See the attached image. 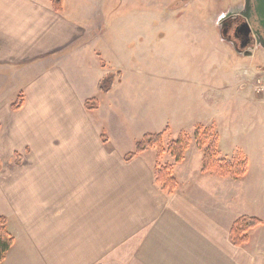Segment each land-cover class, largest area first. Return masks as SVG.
Instances as JSON below:
<instances>
[{
    "label": "crops",
    "instance_id": "crops-1",
    "mask_svg": "<svg viewBox=\"0 0 264 264\" xmlns=\"http://www.w3.org/2000/svg\"><path fill=\"white\" fill-rule=\"evenodd\" d=\"M106 1L87 0L75 19L70 0L62 14L50 0H0V196L9 211L0 217L14 237L3 264H264V163H249L240 180L220 178L188 151L169 196L155 183V156L125 161L153 134L144 126L159 122L122 112L113 95L121 70L109 93L98 91L119 71L102 67L96 47L108 44ZM93 98L99 108L88 111ZM242 216L263 224L239 247L230 229Z\"/></svg>",
    "mask_w": 264,
    "mask_h": 264
},
{
    "label": "rangeland",
    "instance_id": "rangeland-1",
    "mask_svg": "<svg viewBox=\"0 0 264 264\" xmlns=\"http://www.w3.org/2000/svg\"><path fill=\"white\" fill-rule=\"evenodd\" d=\"M70 2L68 15L83 19L86 11L81 5L87 0ZM243 4L244 0H107L103 11L108 44L98 41L96 47L100 61L123 74L113 93L124 102L122 112L139 121L144 116L159 122L160 129L145 125L144 130L167 131L166 146L187 133L189 155L201 162L203 150L194 137L197 126L219 134L221 157L264 163V98L253 92L256 79L264 77V50L237 55L218 29L221 18ZM110 102L114 108L113 98ZM147 153L156 157L155 150ZM169 160L166 156L164 162ZM7 209L0 196V216Z\"/></svg>",
    "mask_w": 264,
    "mask_h": 264
},
{
    "label": "trees",
    "instance_id": "trees-1",
    "mask_svg": "<svg viewBox=\"0 0 264 264\" xmlns=\"http://www.w3.org/2000/svg\"><path fill=\"white\" fill-rule=\"evenodd\" d=\"M54 12L62 14L64 12L65 0H50ZM102 67L105 64L102 62ZM122 74L120 71L109 73L98 83L99 93H109L115 83L120 81ZM98 99L93 98L85 103L88 111H95L99 108ZM23 105V97L19 96L12 105L13 111H18ZM168 130V129H167ZM167 131L158 134H146L134 146L132 152L124 159L130 162L148 150L156 151L154 164V179L161 191L171 196L175 194L179 187V182L174 175L175 165L182 164L186 160L187 153L191 146V137L181 132L176 140L171 141L167 146L164 135ZM197 145L203 150V173H211L220 178L240 180L247 175L249 163L247 159L232 160L221 157L219 152V134L210 127L197 126L194 132ZM104 143L106 142L105 138ZM171 158L172 163L164 162L165 157ZM22 162L20 155H15L14 163ZM7 220L0 217V264L6 260L8 252L14 245V237L7 230ZM262 225V221L256 218L241 217L237 219L230 229V240L235 246H244L249 243V232Z\"/></svg>",
    "mask_w": 264,
    "mask_h": 264
},
{
    "label": "flooded vegetation",
    "instance_id": "flooded-vegetation-1",
    "mask_svg": "<svg viewBox=\"0 0 264 264\" xmlns=\"http://www.w3.org/2000/svg\"><path fill=\"white\" fill-rule=\"evenodd\" d=\"M239 6L236 5L227 12L228 16L220 21L218 29L221 37L231 45L237 55L251 56L257 49L264 50L262 46L258 45L257 39L259 37L264 43V34L258 30L254 21L248 18L250 10L246 9V0H244L242 8L235 11Z\"/></svg>",
    "mask_w": 264,
    "mask_h": 264
},
{
    "label": "water",
    "instance_id": "water-1",
    "mask_svg": "<svg viewBox=\"0 0 264 264\" xmlns=\"http://www.w3.org/2000/svg\"><path fill=\"white\" fill-rule=\"evenodd\" d=\"M250 10L249 19L254 21L258 30H260L264 34V0H246V9ZM228 16L225 15L221 18V21L224 20ZM258 39V45L262 46L264 49V43L261 42L260 38Z\"/></svg>",
    "mask_w": 264,
    "mask_h": 264
},
{
    "label": "built area",
    "instance_id": "built-area-1",
    "mask_svg": "<svg viewBox=\"0 0 264 264\" xmlns=\"http://www.w3.org/2000/svg\"><path fill=\"white\" fill-rule=\"evenodd\" d=\"M253 92L257 97L264 98V77L256 79V83L253 86Z\"/></svg>",
    "mask_w": 264,
    "mask_h": 264
}]
</instances>
